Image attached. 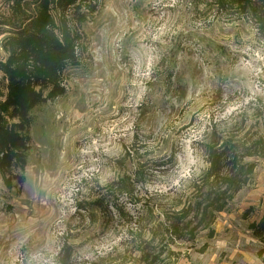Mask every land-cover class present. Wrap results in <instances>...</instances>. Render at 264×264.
Listing matches in <instances>:
<instances>
[{
    "label": "rangeland",
    "instance_id": "rangeland-1",
    "mask_svg": "<svg viewBox=\"0 0 264 264\" xmlns=\"http://www.w3.org/2000/svg\"><path fill=\"white\" fill-rule=\"evenodd\" d=\"M6 13L0 0V58ZM81 30L65 94L32 110L25 160L0 170V264H60L66 244L65 264L264 262L251 226L264 209L255 18L218 0H102ZM214 131L252 153L237 192L206 173Z\"/></svg>",
    "mask_w": 264,
    "mask_h": 264
},
{
    "label": "trees",
    "instance_id": "trees-1",
    "mask_svg": "<svg viewBox=\"0 0 264 264\" xmlns=\"http://www.w3.org/2000/svg\"><path fill=\"white\" fill-rule=\"evenodd\" d=\"M102 0H6L8 13L1 22L6 56L0 58V170L6 172L16 160L23 162L29 150L32 110L53 101L66 92L63 74L69 65L80 62L79 48L82 25L98 11ZM220 5H233L250 13L264 32V0H218ZM259 142V143H258ZM264 150L263 141H258ZM208 177H220L234 192L254 172V163H244L238 145L214 131L210 143H204ZM141 167L120 177L115 184L132 185ZM6 176V180H8ZM208 199L218 195L208 191ZM210 195H213L211 198ZM96 204L102 206L100 200ZM200 205V204H199ZM83 207V205H82ZM223 205L217 207L222 210ZM209 207L203 208L208 210ZM120 213V211H119ZM252 228L256 236L264 234V209ZM263 237V236H262ZM60 264L71 256L72 247L64 245ZM262 251L258 254L261 255Z\"/></svg>",
    "mask_w": 264,
    "mask_h": 264
},
{
    "label": "crops",
    "instance_id": "crops-1",
    "mask_svg": "<svg viewBox=\"0 0 264 264\" xmlns=\"http://www.w3.org/2000/svg\"><path fill=\"white\" fill-rule=\"evenodd\" d=\"M247 262H249L251 264L250 261L247 260ZM252 262H254V264H264V262L262 261V259H260V257L258 255L254 256V258L252 259Z\"/></svg>",
    "mask_w": 264,
    "mask_h": 264
}]
</instances>
